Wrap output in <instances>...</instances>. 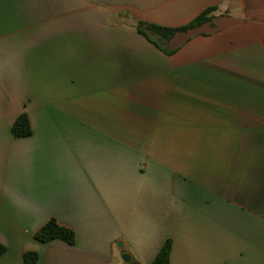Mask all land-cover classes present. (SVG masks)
I'll return each mask as SVG.
<instances>
[{
  "label": "crops",
  "instance_id": "1",
  "mask_svg": "<svg viewBox=\"0 0 264 264\" xmlns=\"http://www.w3.org/2000/svg\"><path fill=\"white\" fill-rule=\"evenodd\" d=\"M211 5L171 53L105 24ZM51 217L72 244L35 239ZM167 239L168 264H264V0H0V264H149Z\"/></svg>",
  "mask_w": 264,
  "mask_h": 264
},
{
  "label": "trees",
  "instance_id": "2",
  "mask_svg": "<svg viewBox=\"0 0 264 264\" xmlns=\"http://www.w3.org/2000/svg\"><path fill=\"white\" fill-rule=\"evenodd\" d=\"M217 7L215 5L208 6L194 16L190 21L178 26H167L157 23L147 22L143 20L136 21V31L143 35L148 41L155 45L161 51L171 53L160 45L161 41H168L177 32L186 31L187 29L196 27L206 21H210L213 16V11ZM151 34H155L156 39L151 37ZM11 133L14 136H26L31 134V126L29 118L25 113L19 114L11 125ZM35 239L46 242L52 239H62L65 242L72 244L75 240L74 231L60 224L55 218L51 217L47 219L34 233ZM171 247V241L169 239L161 245L154 258L149 264H168L169 251ZM5 246L0 242V257L5 252ZM37 253L34 250H27L23 253V264H36Z\"/></svg>",
  "mask_w": 264,
  "mask_h": 264
},
{
  "label": "rangeland",
  "instance_id": "3",
  "mask_svg": "<svg viewBox=\"0 0 264 264\" xmlns=\"http://www.w3.org/2000/svg\"><path fill=\"white\" fill-rule=\"evenodd\" d=\"M136 21L134 20V18H131L129 14H127L126 12H121L119 14H116L115 16H113L111 18L110 21H107L105 24L107 27H109L108 25H113V26H122V27H128L127 30L129 29H133L135 30V26H136ZM154 35V36H153ZM151 37L156 39V35L155 34H151Z\"/></svg>",
  "mask_w": 264,
  "mask_h": 264
},
{
  "label": "water",
  "instance_id": "4",
  "mask_svg": "<svg viewBox=\"0 0 264 264\" xmlns=\"http://www.w3.org/2000/svg\"><path fill=\"white\" fill-rule=\"evenodd\" d=\"M122 257H123V259H126L127 260L129 258V255L124 254Z\"/></svg>",
  "mask_w": 264,
  "mask_h": 264
}]
</instances>
